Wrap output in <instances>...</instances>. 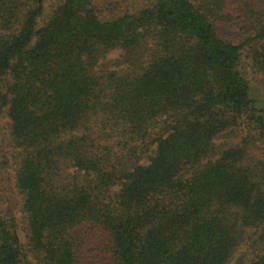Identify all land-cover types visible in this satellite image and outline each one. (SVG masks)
Masks as SVG:
<instances>
[{
	"label": "trees",
	"instance_id": "16d2710c",
	"mask_svg": "<svg viewBox=\"0 0 264 264\" xmlns=\"http://www.w3.org/2000/svg\"><path fill=\"white\" fill-rule=\"evenodd\" d=\"M91 1L64 0L38 28L44 0H0V109L28 219L22 244L0 218V264H81L99 234L112 264H229L246 229L264 230V159L247 140L214 141L244 116L264 137L240 69L250 46L264 71V7L234 44L212 22L224 0H155L106 21ZM114 49L121 67L97 72Z\"/></svg>",
	"mask_w": 264,
	"mask_h": 264
},
{
	"label": "rangeland",
	"instance_id": "374dc122",
	"mask_svg": "<svg viewBox=\"0 0 264 264\" xmlns=\"http://www.w3.org/2000/svg\"><path fill=\"white\" fill-rule=\"evenodd\" d=\"M225 5L217 18L212 19L217 35L224 41L234 44L242 43L254 33L258 19L252 10L264 7V0H224ZM64 0H44L43 12L38 19L37 27L43 26L50 19L54 11ZM155 0H92L88 10L100 21L113 20L124 14H137L139 11L152 7ZM240 69L247 79L254 104L258 110L256 116L264 117V71L259 69L252 58V48L245 46L242 49ZM122 51L114 49L101 59L96 71L115 70L121 60ZM125 66V65H124ZM123 66V67H124ZM11 80L7 77L6 83ZM7 108L0 109V218L13 221L22 244L27 242V215L22 210L23 195L16 187L15 176L18 168L15 147L10 134V120ZM247 116L240 124L221 134L214 143L218 147L248 141L249 157L264 159V137L259 125H255ZM158 129L153 131V134ZM155 143H151L140 154V163L147 164L148 156L153 154ZM210 159V158H209ZM211 159H215L212 157ZM207 159L203 161L205 163ZM192 169L186 166L182 170V177L189 178ZM87 244L78 248V257L81 264H112L113 256L108 252L107 238L103 234L86 241ZM264 252V230L262 228L246 229L243 243L233 253L229 264H250Z\"/></svg>",
	"mask_w": 264,
	"mask_h": 264
}]
</instances>
